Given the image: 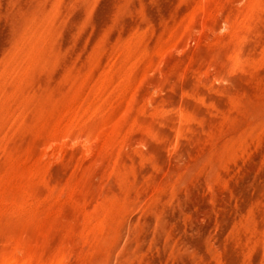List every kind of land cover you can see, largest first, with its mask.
Here are the masks:
<instances>
[{
  "label": "rangeland",
  "instance_id": "rangeland-1",
  "mask_svg": "<svg viewBox=\"0 0 264 264\" xmlns=\"http://www.w3.org/2000/svg\"><path fill=\"white\" fill-rule=\"evenodd\" d=\"M0 264H264V0H0Z\"/></svg>",
  "mask_w": 264,
  "mask_h": 264
}]
</instances>
